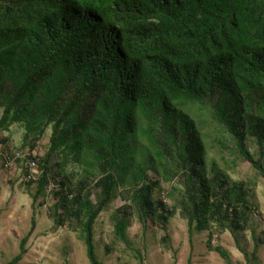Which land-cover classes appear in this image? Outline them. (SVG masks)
<instances>
[{
	"label": "trees",
	"instance_id": "1",
	"mask_svg": "<svg viewBox=\"0 0 264 264\" xmlns=\"http://www.w3.org/2000/svg\"><path fill=\"white\" fill-rule=\"evenodd\" d=\"M187 103L208 108L234 141L216 138L220 151L264 179V0H0V136L21 125L23 147L35 149L50 129L37 191L45 198L56 186L51 211L80 224L89 264H102L94 224L118 189L120 241L133 215L166 223L154 200L160 181L181 186L174 210L190 236L229 230L247 261L255 257L258 246L249 257L236 234L248 228L256 185L207 171ZM66 147L85 165L77 184L53 163ZM25 243L6 264L22 259Z\"/></svg>",
	"mask_w": 264,
	"mask_h": 264
},
{
	"label": "rangeland",
	"instance_id": "2",
	"mask_svg": "<svg viewBox=\"0 0 264 264\" xmlns=\"http://www.w3.org/2000/svg\"><path fill=\"white\" fill-rule=\"evenodd\" d=\"M184 111L193 117L202 132L207 149V171H224L235 181L243 178L256 185L255 192L248 197V228L236 234L238 238L245 236L239 245L246 249L249 257L255 245L258 246L255 257L251 256L247 261L229 230L195 232L190 236L186 220L174 210V188L181 186L174 181H160L154 200L164 203L168 211L164 213L166 223L149 220L143 224L138 215H133L129 218L126 242L120 241L113 232L115 212L124 204L118 195L119 189L100 213L94 224V245L96 257L102 264H226L208 247V242L212 248L220 247L227 252L229 264H264V179L248 162L220 151L216 138H223L228 144H234V141L211 118L208 108L187 103ZM1 112L0 109V116ZM49 134L50 129L35 147L41 158L48 149ZM23 135V128L16 124L0 136L6 141L4 144L0 142V264H6L19 255L23 239H26L25 254L17 264H89L80 224L64 218L62 210L56 215L51 211L57 202L53 195L56 186L50 183V193L44 198L38 194L37 183H25L22 179L24 170L21 164L13 170L3 168L1 154L23 149ZM248 142L250 152L255 153L256 145L251 140ZM54 162L61 165L65 181L71 184L79 182L85 165L75 161L69 147L61 149ZM57 170L54 168L52 172ZM150 175L154 176L153 173ZM98 194L99 190L94 188L91 196L94 204ZM171 208L174 214L169 213ZM33 221L35 225L32 228ZM164 237L168 238L167 242L163 241Z\"/></svg>",
	"mask_w": 264,
	"mask_h": 264
},
{
	"label": "built area",
	"instance_id": "3",
	"mask_svg": "<svg viewBox=\"0 0 264 264\" xmlns=\"http://www.w3.org/2000/svg\"><path fill=\"white\" fill-rule=\"evenodd\" d=\"M2 155L3 168L6 170H13L18 165L26 159V173L23 174L22 179L27 183H34L38 179V162L41 158L40 154L36 149H31L26 147L24 149L15 151L13 157L9 153H4Z\"/></svg>",
	"mask_w": 264,
	"mask_h": 264
}]
</instances>
